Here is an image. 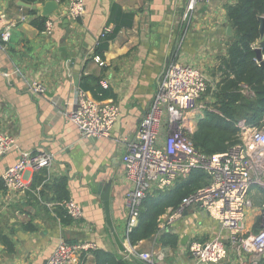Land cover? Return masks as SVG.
Segmentation results:
<instances>
[{
    "label": "crops",
    "instance_id": "0c3cea01",
    "mask_svg": "<svg viewBox=\"0 0 264 264\" xmlns=\"http://www.w3.org/2000/svg\"><path fill=\"white\" fill-rule=\"evenodd\" d=\"M18 1L0 0V33L6 27L10 32L5 49L0 41V129L16 138V148L0 159V234L7 235L14 245L10 253L0 241V264H44L61 239L91 241L97 248L116 251L96 194L99 185L108 183L114 232L130 256L128 264H149L131 256V251L162 252L163 260L156 264H205L194 260L188 246L192 240L214 237L219 227L196 207L188 208L165 231L178 236L175 247L162 244L156 235L129 243L124 192L130 183L121 156L168 63L191 64L210 73L212 89L222 80L217 67L234 36L226 7L236 0L199 3L188 20L183 19L187 0H85L84 14L76 21L68 19L67 36L62 23L68 18L66 0H57L58 8L46 16L54 22L50 35L30 23L28 8L19 6ZM105 28L109 31L102 34ZM106 33L113 37L100 65L93 52ZM32 80L45 86L42 94L28 90ZM102 80L107 88L101 85ZM244 87L242 94L252 96ZM79 90L118 105L120 116L109 137H82L65 118L64 112L73 108ZM242 124L243 120L237 124L240 130ZM20 151H47L53 159L49 168L31 173L24 192L14 194L5 190L1 174ZM61 185L82 208L77 221L63 223L58 215L57 198L65 192ZM249 195L253 205L247 209L245 227L255 232L261 227L264 187L253 185ZM28 223L32 230L24 228ZM251 258L230 250L217 264H249ZM85 263L94 264L93 254Z\"/></svg>",
    "mask_w": 264,
    "mask_h": 264
},
{
    "label": "built area",
    "instance_id": "2783aa9c",
    "mask_svg": "<svg viewBox=\"0 0 264 264\" xmlns=\"http://www.w3.org/2000/svg\"><path fill=\"white\" fill-rule=\"evenodd\" d=\"M67 17L78 20L85 12V0H66ZM210 0H187L184 20L190 18L194 7ZM25 20L26 16H21ZM47 35L52 33L54 22L47 18L44 25ZM109 31L105 28L102 32ZM10 32L6 27L0 33L5 49ZM95 61L102 65L99 56ZM101 85L107 88L106 80ZM33 94H42L45 86L37 80L27 84ZM208 87L206 74L198 67L178 61L170 62L163 69L161 80L153 100L139 120L133 138L125 143L121 156L126 180L130 187L124 192L128 212L126 235L136 226L143 198L149 192L164 191L186 177L193 168L203 169L209 182L183 198L175 209L158 226V233L166 231L176 218L188 208L196 207L215 220L219 233L207 240H192L189 254L196 262L217 264L225 259L230 250L249 254L251 262L257 264L264 254V202L260 205L261 227L248 232L245 227L247 209L252 207L249 195L253 185L264 187V115L259 127L242 124L239 141L225 151L210 156L197 150L192 143L195 118L201 108L200 98ZM244 92L252 94L244 87ZM65 118L73 123L79 134L86 138H107L118 121L120 110L112 101L96 100L79 90L74 106L64 112ZM16 148V138L0 129V159ZM53 156L47 151H20L17 160L1 174L3 186L9 193H22L30 182L31 173L50 167ZM67 214L77 221L82 217L81 206L69 198L58 203ZM97 247L91 241H69L61 239L44 264H86ZM149 264L163 260L157 251H131Z\"/></svg>",
    "mask_w": 264,
    "mask_h": 264
},
{
    "label": "trees",
    "instance_id": "16d2710c",
    "mask_svg": "<svg viewBox=\"0 0 264 264\" xmlns=\"http://www.w3.org/2000/svg\"><path fill=\"white\" fill-rule=\"evenodd\" d=\"M23 1L34 4L40 0ZM263 9L264 0H236L234 4L226 7L227 20L234 30V36L228 43L226 56L221 58L217 67V70H221L222 80L216 82L213 89L208 83L206 89L207 94L211 92L213 101L196 116L195 130L191 136L194 147L207 156L223 152L231 144L239 141L240 128L237 124L240 120H243L248 127L261 125L264 115V38L261 39L259 35L258 17ZM27 10L32 16L30 23L42 31L47 17L39 15L37 10ZM112 37V34L106 33L95 46L93 55L103 59ZM257 47L260 49L263 64L256 59ZM242 85H246L253 95H243ZM208 182L207 172L193 168L186 177L177 180L172 187L146 194L142 200L138 222L127 234L129 243L134 245L156 235V239L162 244L175 247L178 244L176 234L165 231L158 233L162 217L169 208L175 209L183 198ZM64 188L65 185L62 186L63 191ZM69 198L65 191L57 198L56 203ZM56 205L63 223L73 221L65 209ZM24 228L33 229L29 223ZM0 241L8 252H13V242L7 235L0 234ZM92 254L94 264L129 263V260L113 250L96 248ZM257 264H264V257H260Z\"/></svg>",
    "mask_w": 264,
    "mask_h": 264
},
{
    "label": "water",
    "instance_id": "95a60500",
    "mask_svg": "<svg viewBox=\"0 0 264 264\" xmlns=\"http://www.w3.org/2000/svg\"><path fill=\"white\" fill-rule=\"evenodd\" d=\"M17 4L24 8L39 11V14L41 16H48L52 14L58 8L57 0H45L43 4H36V3L31 4V3H27V2L20 0L17 2ZM258 21H259V35H260V38L263 39L264 38V9L262 11V14L258 17ZM62 23H63V28L66 31L65 36H67L69 33L68 18H64ZM227 32L228 34H230L231 27L227 28ZM255 51H256L257 61L260 64H263L260 49L257 47L255 48ZM96 194L99 196L101 200L104 218H105V224L108 230L110 231L111 237L114 242L116 253L121 255L124 258L130 259L129 254L125 252L124 246L122 245L119 238L114 232V227H113L114 213H113V208H112V198L110 197V183H108L105 187H103L102 185H99ZM185 240H186V236L183 237L182 243H184ZM262 257H264V254L262 255Z\"/></svg>",
    "mask_w": 264,
    "mask_h": 264
},
{
    "label": "rangeland",
    "instance_id": "374dc122",
    "mask_svg": "<svg viewBox=\"0 0 264 264\" xmlns=\"http://www.w3.org/2000/svg\"><path fill=\"white\" fill-rule=\"evenodd\" d=\"M197 67V66H196ZM199 68V67H198ZM210 73H208L207 74V72H206V76H207V78H208V81H209V79L211 80V79H213L210 75H209ZM211 103V96H210V93H206V91L204 92V94L201 96V98H200V104H201V108H199L198 109V114H196V116L197 115H200L201 113H202V110L205 108V106H207V105H209ZM205 105V106H204ZM247 212V211H246ZM251 232H254V231H251ZM256 232V231H255Z\"/></svg>",
    "mask_w": 264,
    "mask_h": 264
}]
</instances>
